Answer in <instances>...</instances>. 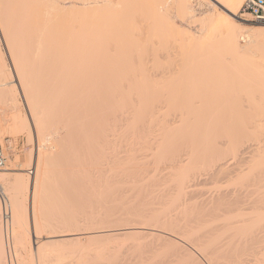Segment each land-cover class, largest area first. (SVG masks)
<instances>
[{"label": "bare ground", "instance_id": "bare-ground-1", "mask_svg": "<svg viewBox=\"0 0 264 264\" xmlns=\"http://www.w3.org/2000/svg\"><path fill=\"white\" fill-rule=\"evenodd\" d=\"M154 1L19 0V25L0 13L16 82L0 46V135L31 141L21 94L49 140L0 170V264H93L100 237L129 239L132 264L159 241L192 264H264V25L244 23L245 0H169L173 17ZM219 176L227 187L199 189ZM79 187L87 212L66 203Z\"/></svg>", "mask_w": 264, "mask_h": 264}, {"label": "rangeland", "instance_id": "rangeland-1", "mask_svg": "<svg viewBox=\"0 0 264 264\" xmlns=\"http://www.w3.org/2000/svg\"><path fill=\"white\" fill-rule=\"evenodd\" d=\"M4 1L6 2V0H0V10L1 11L4 10L5 12H0V13H2V15L4 16V14L6 12L10 11V13H11V11H12V13L10 15L6 16V17H9L10 19L13 18L12 20H8V22H10V25H12V24H14V25L18 24L19 25L20 23L18 22V20L16 22H13V20H16V19L21 17V13L22 12L21 11L19 12V8L23 9L22 7H24V6L21 7V3L18 4L19 0H8L7 1L8 3L7 2L5 3ZM21 1L22 2H26L28 0H26V1L25 0L24 1L21 0ZM18 5L20 7H18ZM152 6L154 7V9H161V11L166 13L169 17H173L172 15L174 14V8H173V5L170 3L169 0H155L153 2ZM39 9H44L43 3H40V6H38L37 11ZM14 11H16V12L14 13ZM196 11H197L198 16H200V14H201L200 11H198V10H196ZM204 11L205 12H210L209 9H206ZM14 18H16V19H14ZM244 18L247 19L246 16ZM4 23L5 22L0 21V25H2ZM244 23L248 24V25H256L254 23H251L250 21H245ZM178 25L182 26L183 28H187L185 25H182L179 22H178ZM259 26H262V25H259ZM193 29H195L194 26L191 27V30H193ZM0 46H1V49H2L3 58L5 59V62L7 64L6 66H8V68H9L8 70L10 71L11 76H12L11 80L15 84L16 83L14 81L15 80V77H14L15 73H14V70H13L15 68V66L13 65L14 67H12V62L13 61H11L9 59L5 45L3 43H1ZM159 53L161 55H164V51H160V52H158V54ZM159 60H162V58L159 59ZM17 90H18V93H19V91H20L19 88H17ZM18 98H19V102H20V113L23 116L24 121L25 120L27 121V123H28L27 126H29V128H31L30 130H31V134H32V139H31V141H29V138L27 137V131L25 130L26 128L24 129V131H22V132L20 131V133L18 132L19 134L15 133V134H8V135L7 134L6 135L5 134L0 135V137L2 139L3 150H4V153H5V157H6V164L7 165L9 164V166H11L12 168H14L15 165L18 164V163H19V165H27L28 161H29V152L33 151V153L36 154V151L38 149L37 145H41L43 147H46V146L49 145L47 143V141L49 142L48 139H47V141L45 140L46 142L44 141V142H41V143L37 141L36 135H35V133L33 131V128H32L33 126H32V123H31L30 115L28 113V109H27V106L25 104V101H24V99H23L21 94L18 95ZM14 158H16L17 160H15L13 162L12 160H14ZM28 171H30V176L33 177L34 176V171H35L34 168L30 167L28 169ZM226 181H227V179L224 176H219L216 179H212V180L210 179V180L202 182V184L200 183V185L198 187H199V189L203 190L204 192L210 193L212 191H215L216 187L217 188L219 186L223 187V188L227 187V182L228 181L227 182ZM79 189H80V187H79ZM79 189H71V191L68 192V194H67V200L68 201L66 203H67L68 207H70V208L72 207L71 203L72 204L73 203H77V204L73 205L74 207H76V209H74V207H72L73 209L71 208V210H73L74 212L75 211L78 212L77 208H79V212H81V211L82 212H87V210H89V209L88 208H84V206H83L84 200H81V198L84 199V197L86 196V191L84 190V192H83V190L80 189L81 192H79L80 191ZM77 193H78L79 196H77ZM3 196L5 197V195H3ZM69 202H70V204H69ZM111 202H110V204H109V202H107V206H105L106 204H103V205L101 204V205H97L98 207L95 206L96 205L95 203H94L95 205L92 203L91 207L92 208L94 207L93 211H95V212L97 211V213H98L100 211L101 206H103L102 207L103 210L101 209L102 211H100L101 215H102L103 213H106V212H111V211L116 212L117 210H121V209L126 208L128 206V202H126V201H124L122 199L116 200V202L114 204L111 203ZM5 203H7V197H5ZM115 204H116V206H115ZM30 205H31L30 203H26L25 204V207H26L25 209L27 210L26 211L27 214L30 213V217H31V206ZM62 206L64 207V205H62ZM117 206H119L120 209ZM98 208H99V210H97ZM102 216H100V217H102ZM28 217H29V214H28ZM31 227L32 226L30 224V228ZM109 227L114 228V229H118V227H120V226L111 224V225H109ZM42 234H43V232H41V238L42 237L44 238L45 232H44L43 236H42ZM98 235H101V234H98ZM33 240H34V238H33ZM108 242L111 243V246H110V244ZM113 242H114L113 239H109L108 240V238H106V237H100L99 239L96 238V239L93 240V242H92L93 243V247H95L97 249V246L98 247L101 246V247H99L98 250H100L102 248V246H105L107 244H109V246H110V247L108 246V249L104 252V253H106V255L104 256V254H103V257L101 256L100 259H97V258H96V260L94 259L93 264H132V262H135L137 260V258L139 256V253L136 252V251L134 252V251L128 250L129 239L122 238L121 241H119L117 244H115V243L112 244ZM160 242L161 241H159L158 249H156V250L154 249L153 251L145 252L144 254H142V258H143L145 264H192V263H189L186 259H183L181 254H179L178 252H176L173 249L169 248L168 245H167V242H164V243H162L163 241L161 243ZM103 243H105V244L102 245ZM89 245H90L89 247L92 246V244H89ZM95 248H93V249H95ZM91 249H92V247L89 249V251H91ZM177 255H179L180 258ZM92 258H94V256H91L88 259H92ZM194 259H195V262L198 263V264H210L209 262H206L204 259H202V258H200L198 256H195Z\"/></svg>", "mask_w": 264, "mask_h": 264}, {"label": "built area", "instance_id": "built-area-1", "mask_svg": "<svg viewBox=\"0 0 264 264\" xmlns=\"http://www.w3.org/2000/svg\"><path fill=\"white\" fill-rule=\"evenodd\" d=\"M240 12L247 16L248 21L256 25H264V0H245L241 6ZM6 165V157L3 150L2 139L0 137V170ZM5 203V197L0 194Z\"/></svg>", "mask_w": 264, "mask_h": 264}]
</instances>
